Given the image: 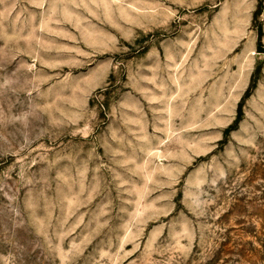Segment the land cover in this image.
<instances>
[{
    "label": "rangeland",
    "instance_id": "rangeland-1",
    "mask_svg": "<svg viewBox=\"0 0 264 264\" xmlns=\"http://www.w3.org/2000/svg\"><path fill=\"white\" fill-rule=\"evenodd\" d=\"M257 8L0 0V264H264Z\"/></svg>",
    "mask_w": 264,
    "mask_h": 264
},
{
    "label": "trees",
    "instance_id": "trees-1",
    "mask_svg": "<svg viewBox=\"0 0 264 264\" xmlns=\"http://www.w3.org/2000/svg\"><path fill=\"white\" fill-rule=\"evenodd\" d=\"M263 10H264V0H258V8L255 12V19H257V17H259L262 13H263ZM263 29L261 27V30L259 31V51L260 52H263V48H262V37H263ZM243 117V112H242V107L240 106V111H239V114H238V117L234 123V125H232L230 127V129H235L238 125V123L241 121Z\"/></svg>",
    "mask_w": 264,
    "mask_h": 264
}]
</instances>
